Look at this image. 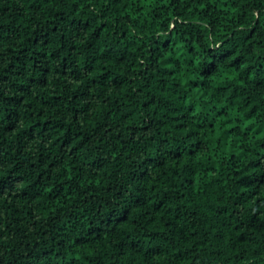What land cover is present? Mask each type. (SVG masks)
Instances as JSON below:
<instances>
[{
	"label": "clouds",
	"instance_id": "obj_1",
	"mask_svg": "<svg viewBox=\"0 0 264 264\" xmlns=\"http://www.w3.org/2000/svg\"><path fill=\"white\" fill-rule=\"evenodd\" d=\"M0 264H264V0H0Z\"/></svg>",
	"mask_w": 264,
	"mask_h": 264
}]
</instances>
